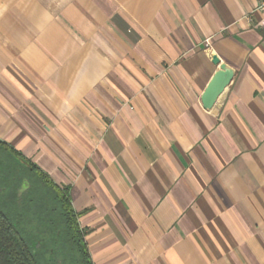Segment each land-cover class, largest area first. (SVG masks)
Instances as JSON below:
<instances>
[{
	"label": "crops",
	"instance_id": "crops-1",
	"mask_svg": "<svg viewBox=\"0 0 264 264\" xmlns=\"http://www.w3.org/2000/svg\"><path fill=\"white\" fill-rule=\"evenodd\" d=\"M258 3L0 0V142L67 188L92 264H264Z\"/></svg>",
	"mask_w": 264,
	"mask_h": 264
},
{
	"label": "trees",
	"instance_id": "trees-1",
	"mask_svg": "<svg viewBox=\"0 0 264 264\" xmlns=\"http://www.w3.org/2000/svg\"><path fill=\"white\" fill-rule=\"evenodd\" d=\"M0 264H92L67 188L2 142Z\"/></svg>",
	"mask_w": 264,
	"mask_h": 264
},
{
	"label": "water",
	"instance_id": "water-1",
	"mask_svg": "<svg viewBox=\"0 0 264 264\" xmlns=\"http://www.w3.org/2000/svg\"><path fill=\"white\" fill-rule=\"evenodd\" d=\"M212 63L217 65L220 63V61L214 56L212 58ZM231 74V69L226 67V65H219V71L214 74L201 97V103L205 110H210L213 108L218 98L229 85L231 81Z\"/></svg>",
	"mask_w": 264,
	"mask_h": 264
},
{
	"label": "built area",
	"instance_id": "built-area-1",
	"mask_svg": "<svg viewBox=\"0 0 264 264\" xmlns=\"http://www.w3.org/2000/svg\"><path fill=\"white\" fill-rule=\"evenodd\" d=\"M254 11H257L264 15V0H259V3L255 7Z\"/></svg>",
	"mask_w": 264,
	"mask_h": 264
}]
</instances>
